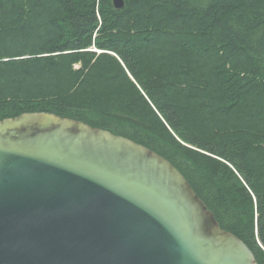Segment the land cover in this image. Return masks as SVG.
<instances>
[{
    "label": "trees",
    "instance_id": "trees-1",
    "mask_svg": "<svg viewBox=\"0 0 264 264\" xmlns=\"http://www.w3.org/2000/svg\"><path fill=\"white\" fill-rule=\"evenodd\" d=\"M123 2L0 0V122L52 114L146 148L264 264V0Z\"/></svg>",
    "mask_w": 264,
    "mask_h": 264
},
{
    "label": "water",
    "instance_id": "water-1",
    "mask_svg": "<svg viewBox=\"0 0 264 264\" xmlns=\"http://www.w3.org/2000/svg\"><path fill=\"white\" fill-rule=\"evenodd\" d=\"M0 264L257 263L168 161L35 113L0 122Z\"/></svg>",
    "mask_w": 264,
    "mask_h": 264
},
{
    "label": "bare ground",
    "instance_id": "bare-ground-1",
    "mask_svg": "<svg viewBox=\"0 0 264 264\" xmlns=\"http://www.w3.org/2000/svg\"><path fill=\"white\" fill-rule=\"evenodd\" d=\"M21 71H22V70H21ZM23 73H25V72H23ZM64 79H65V78H64ZM79 85H80V83H79ZM23 89H24V88H23ZM38 91H39V90H38ZM40 92H41V91H40ZM47 94H48V93H47ZM56 95H57V94H56ZM36 96H37V95H36ZM39 96H40V95H39ZM247 226H248V225H247ZM247 226H246V227H247ZM242 228H243V227H242Z\"/></svg>",
    "mask_w": 264,
    "mask_h": 264
}]
</instances>
